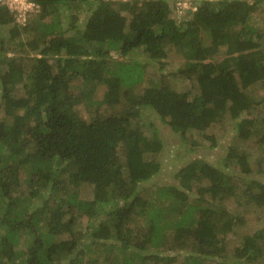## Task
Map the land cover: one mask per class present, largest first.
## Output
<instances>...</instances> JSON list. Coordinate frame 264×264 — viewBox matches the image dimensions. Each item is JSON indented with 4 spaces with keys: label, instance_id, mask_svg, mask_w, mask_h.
<instances>
[{
    "label": "trees",
    "instance_id": "obj_1",
    "mask_svg": "<svg viewBox=\"0 0 264 264\" xmlns=\"http://www.w3.org/2000/svg\"><path fill=\"white\" fill-rule=\"evenodd\" d=\"M31 1L40 12L25 40L33 14L20 26L0 6V28L9 26L11 39L32 52L7 55L0 34V264H264V224L228 247L227 233L244 217L225 204L236 197L264 208L263 180L240 188L195 158L175 182H152L154 194L144 187L161 169L156 120L195 147L189 132L214 145L205 131L229 118V168L250 170L242 142L264 150V115L256 118L264 106V26L252 21L264 0H205L180 22L170 0ZM111 51L142 53L160 70L175 51L183 60L171 74L187 85L162 75L135 95L128 88L141 80V65L110 59ZM123 97L124 110L110 112ZM144 115L153 131L134 123ZM83 184L90 197L80 194Z\"/></svg>",
    "mask_w": 264,
    "mask_h": 264
},
{
    "label": "rangeland",
    "instance_id": "obj_2",
    "mask_svg": "<svg viewBox=\"0 0 264 264\" xmlns=\"http://www.w3.org/2000/svg\"><path fill=\"white\" fill-rule=\"evenodd\" d=\"M80 5V19L83 21L87 16L86 6L82 3ZM264 6V2L259 6L257 10H255L252 14V21L256 26L262 28L264 26V12L262 11V7ZM261 9V10H260ZM262 11V12H261ZM40 12V8L37 7V12L32 13L33 15L30 17V25L27 26V32L21 33L20 38L25 40L26 38H30L28 32H31V29L36 27L35 23L37 21L38 15L35 17L36 14ZM67 10H61V14L66 15ZM29 20L26 21L25 26ZM180 22V20H177ZM34 23V25H33ZM33 26V27H32ZM32 27V28H31ZM9 26H3L0 28V34L3 37L4 45L6 47L5 52L7 55H14L18 54L19 51H22L24 55H30L32 52L28 49L27 46H19L17 44V40L11 39L9 33ZM224 51V47L220 49L222 53ZM110 59H117V60H134L139 63L142 67V78L138 81L134 86L128 88L134 93L138 95L142 92V90L151 83V81L158 80L159 77L162 75L164 79H167L169 83H172L174 87H178L183 89L187 85V80L183 78H176L174 77L171 72L175 69V67L180 63L183 59L178 56V54L173 51L168 55L165 60V64L163 66V70H160L158 64L151 60L150 58L146 57L144 54L137 52L128 58H122L119 56L115 51H111V58ZM261 86V85H259ZM127 87H125L126 89ZM104 87H100L97 90L96 98H100ZM264 94V93H263ZM125 97L122 98L121 104L116 106L115 109L111 110L108 108L110 112L117 113L119 111H123L126 105ZM103 107V106H102ZM101 107V108H102ZM259 110L256 112V118L260 119V116L264 115V106H259ZM104 109V108H103ZM101 110V114L105 111ZM79 111L81 115H86V108L83 105H80ZM149 110L146 112L148 113ZM149 114V113H148ZM150 117H153L152 113L149 114ZM88 117V116H87ZM145 119L142 118L139 120H134V123H138L142 125L144 131H153L154 127L148 125L147 115H144ZM137 121V122H136ZM156 124L158 127V136L163 141V149L159 153V159L161 163V169L155 178L148 184H145L144 187L146 192L154 194L155 193V186H151L152 182L157 181L158 183H172L175 182V172L181 168L183 165L187 164L191 160L195 158L205 159L206 161L210 162L211 164L215 165L218 168L223 169L224 172L229 173L232 175L234 182L240 188L242 187L243 183L250 179L256 180H263L264 181V150L262 147H258L257 144L250 140L242 142L239 145L240 149H244V152L248 153V158L250 162V170L242 171L238 166L233 165L231 168L226 167L225 165V155L229 143L231 142L232 137L234 136V122L231 121L229 118H224L220 123L213 124L209 129L205 132L210 134L212 133L215 135V144L212 145L211 140L205 138L203 136V132L191 131L189 132L190 137L192 140L196 141L198 146H191L187 144V142H183L182 138L175 132L171 131V129L166 125L160 123L156 120ZM191 146V148H190ZM238 148V150H239ZM199 182L205 183L206 180L203 178L201 180H195L192 184V189H196V186ZM80 194L83 197H90L92 194V188L90 185L83 184L81 186ZM225 204L229 208L230 211L244 217V221L242 225L237 228L235 233H227L226 239L228 241L227 246L232 247L236 243H239L238 240L242 235L251 233L255 231L257 228L261 227L264 224V208L258 207L256 205L247 203L244 198H242V202H240L236 197H229L225 200ZM240 218V216H239ZM239 241V242H238ZM230 262L227 261L226 264ZM103 264V263H102ZM174 264H182V261L179 259Z\"/></svg>",
    "mask_w": 264,
    "mask_h": 264
},
{
    "label": "built area",
    "instance_id": "obj_3",
    "mask_svg": "<svg viewBox=\"0 0 264 264\" xmlns=\"http://www.w3.org/2000/svg\"><path fill=\"white\" fill-rule=\"evenodd\" d=\"M121 2H132L134 0H112ZM143 1V0H136ZM172 13L176 20H182L195 12L202 1L205 0H170ZM0 6H4L14 15L15 21L24 25L30 14L37 12L39 5L31 0H0Z\"/></svg>",
    "mask_w": 264,
    "mask_h": 264
}]
</instances>
